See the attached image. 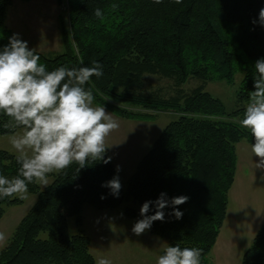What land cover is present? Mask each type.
I'll return each mask as SVG.
<instances>
[{
	"label": "trees",
	"instance_id": "16d2710c",
	"mask_svg": "<svg viewBox=\"0 0 264 264\" xmlns=\"http://www.w3.org/2000/svg\"><path fill=\"white\" fill-rule=\"evenodd\" d=\"M57 2L67 5L68 16L67 26L59 22L61 50L44 53L29 46L48 70L91 67L98 62L103 75L91 77L85 85L93 89L94 104L125 119L148 120L168 111L175 117L121 183L118 197L102 187L114 175L112 159L107 164L90 163L79 171L73 163L59 174H50L47 186L29 184L28 193L36 199L0 248V264H96L83 227L84 206L114 209L133 200L139 208L127 205L125 215L143 219V203L155 202L161 193L169 201L163 209L164 220L154 221L146 231L165 239L166 246L202 249L201 264H208L207 256L226 216L236 144L253 142L238 118L254 90L255 62L264 58V26L258 22L264 0ZM113 3L119 5L116 10L111 8ZM11 4L12 0H0V50L13 36L5 23ZM96 8L104 13L102 22L94 16ZM146 75L171 79L174 92L164 96L147 91ZM238 75L236 105L228 110L205 85L216 80L232 84ZM190 78L200 84L185 91L182 85ZM7 119L0 115V135L13 133L3 127ZM18 168L16 154L0 149V174L11 178ZM178 196L189 198L176 206L183 213L180 219L172 215L170 204ZM22 202L18 197L0 198V218L6 207ZM155 211L153 203L147 215ZM70 216L78 226L73 234L68 231ZM241 264H264V222L243 252Z\"/></svg>",
	"mask_w": 264,
	"mask_h": 264
},
{
	"label": "clouds",
	"instance_id": "9594fccd",
	"mask_svg": "<svg viewBox=\"0 0 264 264\" xmlns=\"http://www.w3.org/2000/svg\"><path fill=\"white\" fill-rule=\"evenodd\" d=\"M173 2L180 4L182 0ZM118 7L115 3L111 5L112 10ZM94 16L101 22L104 19L100 8L94 10ZM258 22L264 26V8L259 11ZM254 68V90L249 92L238 123L252 137L249 151L251 158H258L254 167L264 172V58L258 59ZM102 75V65L95 61L91 67L61 66L48 70L40 62V56L18 34L9 38V43L0 50V115L8 118L3 127L13 130L10 143L19 168L17 175L11 178L0 174V198L27 199L29 184L47 186L50 174H59L73 163L78 165L79 171L90 163L111 162L112 157L105 159L109 147L106 141L119 128V123L104 106L94 104L93 89L85 88L91 77ZM17 129L22 131L16 132ZM261 179L264 180V175ZM102 187L109 188L111 194L118 197L122 186L115 176ZM188 199L187 196L171 199L172 215L176 219L183 215L176 206ZM153 203L155 214L147 215ZM167 206L169 201L164 193L155 202H144L140 209L143 219L134 224L132 232L139 236L150 229L154 221H163V209ZM4 239L0 233V241ZM201 256L202 249L197 247L167 245L156 264H201ZM98 264H111V261L102 258Z\"/></svg>",
	"mask_w": 264,
	"mask_h": 264
},
{
	"label": "rangeland",
	"instance_id": "374dc122",
	"mask_svg": "<svg viewBox=\"0 0 264 264\" xmlns=\"http://www.w3.org/2000/svg\"><path fill=\"white\" fill-rule=\"evenodd\" d=\"M60 19L65 26L68 25L67 5L63 2L58 4L57 0H30L27 2L12 0V4L7 8L5 23L11 29L12 35L18 34L31 48L47 53L60 51L62 48L59 30ZM239 78L240 75L236 76L232 84L221 80L210 81L205 85V89L219 98L226 109L230 110L236 105ZM199 84V80L190 78L182 87L188 91ZM146 89L147 91L156 90L164 96H168L174 92V83L169 78L146 75ZM107 112L118 121L119 128L107 138L106 144L109 147L106 151L114 162L113 177L118 176L120 183H124L135 171L139 159L152 147L162 128L175 115L168 111L161 112L152 119L137 120L121 118L110 111ZM20 131L22 129H18L16 132ZM11 135L13 133L0 135V149L16 154L10 143ZM117 165L120 166L119 172H117ZM51 178L49 175V182ZM35 199L34 194L28 193V198L24 199L21 204L6 207L4 215L0 218V233L5 237L3 241H0V248L5 244ZM127 205L139 208L133 200L124 201L114 209L97 210L89 205L84 206L82 211L83 227L90 238V250L96 264L102 258L110 260L111 264H141L137 259L144 257V254L140 249V240L131 230V224L135 218H129L124 213V208ZM138 220L140 219L135 221ZM67 224L69 233L77 232L78 226L73 217L67 218ZM150 236L154 237L153 246L155 249H163L166 246L165 239L151 234Z\"/></svg>",
	"mask_w": 264,
	"mask_h": 264
},
{
	"label": "crops",
	"instance_id": "0c3cea01",
	"mask_svg": "<svg viewBox=\"0 0 264 264\" xmlns=\"http://www.w3.org/2000/svg\"><path fill=\"white\" fill-rule=\"evenodd\" d=\"M249 145L246 141L236 144L237 163L228 193L226 216L207 256L208 264H241L243 252L264 222V180L261 179L264 172L254 167L258 158H251ZM137 219L135 217L133 220L132 228ZM149 236L146 230L137 236L144 254V257L137 259L138 263L156 264L161 255L162 248L156 250L153 246L154 237Z\"/></svg>",
	"mask_w": 264,
	"mask_h": 264
}]
</instances>
